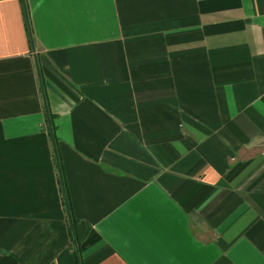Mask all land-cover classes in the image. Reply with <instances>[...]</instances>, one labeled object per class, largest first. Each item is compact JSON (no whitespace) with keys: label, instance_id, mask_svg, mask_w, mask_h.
<instances>
[{"label":"crops","instance_id":"1","mask_svg":"<svg viewBox=\"0 0 264 264\" xmlns=\"http://www.w3.org/2000/svg\"><path fill=\"white\" fill-rule=\"evenodd\" d=\"M0 264H264V0H0Z\"/></svg>","mask_w":264,"mask_h":264},{"label":"trees","instance_id":"2","mask_svg":"<svg viewBox=\"0 0 264 264\" xmlns=\"http://www.w3.org/2000/svg\"><path fill=\"white\" fill-rule=\"evenodd\" d=\"M27 25H28V23H27ZM29 35L31 37L30 30H29ZM47 121H48V124L50 126V129L53 130V133H52V130H50L51 134H54V128H53V124H52V116L51 115H47Z\"/></svg>","mask_w":264,"mask_h":264}]
</instances>
